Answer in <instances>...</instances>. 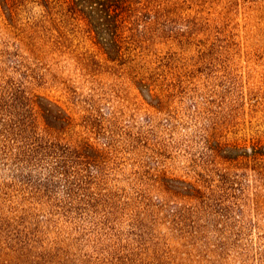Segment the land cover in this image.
I'll use <instances>...</instances> for the list:
<instances>
[{
  "label": "rangeland",
  "instance_id": "374dc122",
  "mask_svg": "<svg viewBox=\"0 0 264 264\" xmlns=\"http://www.w3.org/2000/svg\"><path fill=\"white\" fill-rule=\"evenodd\" d=\"M148 4L118 53L60 6L0 5V90L63 112L53 131L35 109L44 140L91 147L69 197L58 158L0 154V264H264V0Z\"/></svg>",
  "mask_w": 264,
  "mask_h": 264
},
{
  "label": "trees",
  "instance_id": "16d2710c",
  "mask_svg": "<svg viewBox=\"0 0 264 264\" xmlns=\"http://www.w3.org/2000/svg\"><path fill=\"white\" fill-rule=\"evenodd\" d=\"M16 0H0V5L12 15L13 4ZM39 3L52 11L60 6L73 20L83 21L86 32L93 35L96 41H105V47L113 49L117 53L120 49L123 30L136 28L145 18L151 15L149 0H38ZM104 47V46H103ZM35 96L21 94L15 88L0 90V154L6 160L15 164L18 169L38 164L35 156H46L49 159L58 158L49 170L47 185L55 187L62 182L68 189V197L78 189L80 184H73L69 170V162H75L87 155V144L81 146L61 145L60 143L44 140L36 132L33 114L39 110L42 117L53 119V124L48 127L57 131L58 125L67 124L66 116L57 109L35 104ZM52 107L57 108L53 105ZM36 111V112H35ZM65 116V118H64ZM247 151L245 152V154ZM258 146L251 147L252 158L256 159L260 154ZM76 159V160H75ZM83 162L88 166L95 163L90 157H83ZM54 178H58L55 180ZM75 178V177H74ZM78 180V179H77ZM83 181V180H82ZM83 184V182H82Z\"/></svg>",
  "mask_w": 264,
  "mask_h": 264
}]
</instances>
